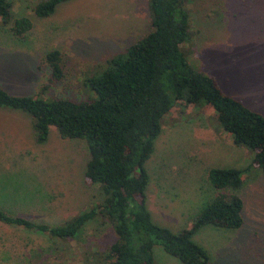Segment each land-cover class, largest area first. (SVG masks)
I'll return each instance as SVG.
<instances>
[{
  "label": "rangeland",
  "instance_id": "rangeland-1",
  "mask_svg": "<svg viewBox=\"0 0 264 264\" xmlns=\"http://www.w3.org/2000/svg\"><path fill=\"white\" fill-rule=\"evenodd\" d=\"M10 1L13 17L26 16L31 29L17 40L0 26V88L9 95L89 102L93 94L85 80L151 30L148 0H69L42 19L29 8L43 0ZM187 11L188 36L179 51L188 66L264 116V0H191ZM51 50L60 55L58 82L40 63ZM212 114L202 104L174 102L162 117L143 166L146 209L154 224L176 233L215 196L208 170L242 169L240 188L230 190L242 201L241 226H203L191 240L209 264H264V177L248 167L252 153L234 146ZM30 122L0 108V210L61 224L102 199L98 187L83 179L87 145L61 139L53 127L36 144ZM113 241L110 226L100 219L69 241L0 223V264H88ZM152 257L153 264H180L157 245Z\"/></svg>",
  "mask_w": 264,
  "mask_h": 264
},
{
  "label": "trees",
  "instance_id": "trees-1",
  "mask_svg": "<svg viewBox=\"0 0 264 264\" xmlns=\"http://www.w3.org/2000/svg\"><path fill=\"white\" fill-rule=\"evenodd\" d=\"M67 1L43 0L29 9L33 16L47 18ZM190 1L148 0L151 30L85 80L93 94L89 102L14 96L0 88V108L29 116L36 144L47 140L50 127L61 139L85 141L88 159L83 179L102 195L100 201L61 224L35 222L0 210L1 224L69 241L87 223L100 219L110 226L114 241L88 264H153L154 245L180 264H209L191 237L203 226L225 230L241 226L242 201L231 191L240 188L243 170H208L215 196L188 227L173 233L154 224L146 209L144 163L160 132V121L174 102L202 104L213 111V119L234 146L252 153L248 167L254 165L264 177V116L224 94L212 76L188 66L179 45L188 36ZM11 8L10 0H0V26L20 40L30 31L31 22L26 16L13 17ZM42 58L50 80L58 82L62 78L59 52L48 51Z\"/></svg>",
  "mask_w": 264,
  "mask_h": 264
}]
</instances>
